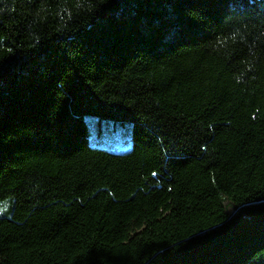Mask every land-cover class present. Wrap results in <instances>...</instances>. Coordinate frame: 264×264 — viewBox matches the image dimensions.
<instances>
[{"label":"trees","instance_id":"obj_1","mask_svg":"<svg viewBox=\"0 0 264 264\" xmlns=\"http://www.w3.org/2000/svg\"><path fill=\"white\" fill-rule=\"evenodd\" d=\"M0 264H264V0H0Z\"/></svg>","mask_w":264,"mask_h":264}]
</instances>
